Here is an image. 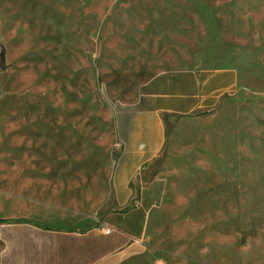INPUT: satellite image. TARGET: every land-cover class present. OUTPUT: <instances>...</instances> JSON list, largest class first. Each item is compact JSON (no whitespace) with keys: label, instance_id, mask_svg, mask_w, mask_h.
Masks as SVG:
<instances>
[{"label":"rangeland","instance_id":"1","mask_svg":"<svg viewBox=\"0 0 264 264\" xmlns=\"http://www.w3.org/2000/svg\"><path fill=\"white\" fill-rule=\"evenodd\" d=\"M123 21H195L196 41L212 28V43L199 51L216 50L214 62L241 72L214 106L166 120L158 164L173 182L156 226L157 254L162 237L166 249L184 237L199 247L212 231L213 241L233 249L234 264H264V0H0V218L69 228L75 210L97 206L82 201V182L18 176L34 162L116 158L113 104L132 98L141 79L161 68L130 43L100 41L104 23V35H128ZM198 173L223 182H193ZM195 209L216 217L193 218Z\"/></svg>","mask_w":264,"mask_h":264},{"label":"crops","instance_id":"2","mask_svg":"<svg viewBox=\"0 0 264 264\" xmlns=\"http://www.w3.org/2000/svg\"><path fill=\"white\" fill-rule=\"evenodd\" d=\"M198 25L195 21H123L121 33L128 35L113 36L104 35L107 24L100 26L101 42L130 43L146 57L161 60L157 64L161 68L141 79L132 98L114 102L118 150L109 164L69 159L34 162L19 174L18 182H82L87 193L82 201L98 204L90 211L75 210V224L69 228L0 218V264H234L233 249L213 241L212 231L199 247L185 245L184 237L177 238V248L166 249L162 237L161 255L155 247L159 244L154 243L156 226L167 209L169 182H173L169 168L158 164L167 118L214 106L223 92L241 80L236 66L213 61L218 59L216 50L199 51L212 43L214 32L206 28V40L196 41ZM235 59L241 66L244 55ZM221 178L198 173L193 182H223ZM208 199L217 201L213 193ZM191 217L215 219L216 212L195 209ZM107 227L112 228L108 234Z\"/></svg>","mask_w":264,"mask_h":264},{"label":"water","instance_id":"3","mask_svg":"<svg viewBox=\"0 0 264 264\" xmlns=\"http://www.w3.org/2000/svg\"><path fill=\"white\" fill-rule=\"evenodd\" d=\"M81 36H82V41L85 42L86 47L88 48V50L94 51V48L86 41L85 34L84 33H81ZM1 66L2 67L5 66V58H4V56H2Z\"/></svg>","mask_w":264,"mask_h":264},{"label":"built area","instance_id":"4","mask_svg":"<svg viewBox=\"0 0 264 264\" xmlns=\"http://www.w3.org/2000/svg\"><path fill=\"white\" fill-rule=\"evenodd\" d=\"M112 231V228L111 227H107L106 229H105V232L108 234V233H110Z\"/></svg>","mask_w":264,"mask_h":264}]
</instances>
